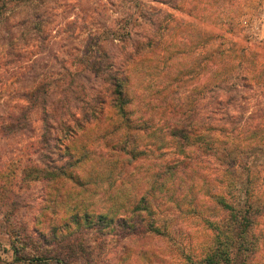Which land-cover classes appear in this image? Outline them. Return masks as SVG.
Segmentation results:
<instances>
[{"label": "rangeland", "instance_id": "rangeland-1", "mask_svg": "<svg viewBox=\"0 0 264 264\" xmlns=\"http://www.w3.org/2000/svg\"><path fill=\"white\" fill-rule=\"evenodd\" d=\"M144 1L150 4L147 8L152 18L164 19L158 31L148 20L135 25L136 16L130 8L134 0H81L80 4L78 0H56L52 22L44 27L49 36L41 48L32 43L16 44L18 61L8 64L7 41L0 39V128L8 123V114L25 105L19 91L33 85L36 75L47 72V76L56 77L64 66L80 68L78 58L95 54L94 43L119 66L128 54L134 55V40L142 45L143 38L150 35L161 40L132 59L130 127L125 128L124 121L106 106L98 121L61 141V149L50 152L52 158L60 159L66 147L79 157L72 169L74 179L65 182L50 219L62 224L72 212L118 216L141 197L154 195L155 218L165 232L126 238L107 235L102 248L93 235L94 254L88 261L70 264H191L189 260L199 261L211 242L203 216L221 215L213 198L223 191L222 167L214 156L202 155L194 146L187 147V152H192L190 160H182L183 153L175 147L167 121L174 110L195 107L198 88L204 80L211 82L214 66L206 58L213 48L209 45L212 37L223 34L240 44L248 39L264 40V0ZM17 12L3 20L1 32L7 27V31L14 30L11 25L18 19ZM133 26L137 36L132 40L114 39ZM33 58L36 62L29 63ZM202 61L207 64L205 70L200 69ZM78 80L73 87L79 83L86 89L95 86L93 79ZM30 116V129L14 133L0 129V264H59L55 260L29 261L36 252L23 242L22 227L39 242L34 228L41 209L47 206L45 198L54 194L46 181L25 175L30 166L39 165L40 158L37 139L41 122L36 111ZM234 150L230 156L236 155ZM238 157L235 168L242 180L253 182V193L260 202V216L251 228L255 235L251 232L248 243L251 255L254 253L249 262L264 264V146H255ZM61 159L59 163L68 157ZM244 165L249 172L242 169ZM13 247L18 248L17 253Z\"/></svg>", "mask_w": 264, "mask_h": 264}, {"label": "trees", "instance_id": "trees-1", "mask_svg": "<svg viewBox=\"0 0 264 264\" xmlns=\"http://www.w3.org/2000/svg\"><path fill=\"white\" fill-rule=\"evenodd\" d=\"M78 1L80 4L81 0ZM55 3L56 0H0V39L7 41L6 63L15 64L18 61L16 44L26 46L32 43L37 48L42 47L41 44L49 36L44 27L52 22ZM133 3L130 8L136 16L135 25L140 26L142 21L148 20L153 28L156 25L157 31L163 28L161 22L164 19L159 22L157 18H152L147 1L134 0ZM16 12L18 19L11 25L14 30L7 31L10 30L7 27L1 32L3 20ZM134 29L124 30L114 39L132 40L136 35ZM143 39L144 45L133 41L134 55L128 54L126 59L129 62L126 63L125 59L119 66L114 64L112 58L109 59V54L96 42L93 44L96 46L95 54L78 58L80 68L71 70L64 66L56 77L47 76V72L39 74V77L36 75L33 85L19 91V97L26 101L25 105L19 112L8 114V123L2 124L1 131L8 133L30 129V115L35 111L41 122L42 132L37 139L39 165L30 166L25 175L37 181H46L54 194L45 198L47 206L41 209L34 228L39 242L32 240L24 227L21 228L23 242L36 252L29 261L55 260L59 264L88 261L94 254L90 241L93 235V241L102 248L107 235L126 238L149 232H165L155 218L157 207L154 195L152 198L141 197L127 212L118 216L72 212L62 224H54L53 218L50 219L60 203L61 189L66 181L74 179L72 169L79 162L75 150L71 151L70 148L64 147V155L68 159L61 163L58 160L61 161L64 155L55 159L50 152L61 149V141L98 121L106 106L124 121L125 128L130 127L129 81L132 59L141 55L142 49H153L156 41H161L153 35ZM202 45H206V41ZM209 45L213 46L206 58L214 66L211 82L204 80L198 88L199 99L195 107L189 106L184 112L173 108L174 112L167 121L169 135L178 152L183 153L182 160H190L192 152H187V147L194 146L199 148L202 155L214 156L223 172V191L219 190L213 198L221 215L203 216L205 225L211 231V242L199 261L189 260V263L252 264L249 262L251 249L248 243L251 228L260 216V202L253 193V182L248 178L242 180L235 166L240 162V153L249 152L255 146H264V40L248 39L240 44L222 34L212 37ZM225 45L229 47L225 48ZM29 61L36 62L35 58ZM206 67L207 64L202 61L200 69L205 70ZM79 77L88 82L93 79L95 86L86 89L83 83H79L73 87V82L79 81ZM232 149H235L237 156H230ZM242 169L250 171L245 165ZM241 191H244L243 196ZM10 202L15 207L13 200ZM9 215L5 217L8 225ZM11 232L14 230L11 229ZM253 240L255 242V236ZM13 248L17 253L18 248Z\"/></svg>", "mask_w": 264, "mask_h": 264}]
</instances>
